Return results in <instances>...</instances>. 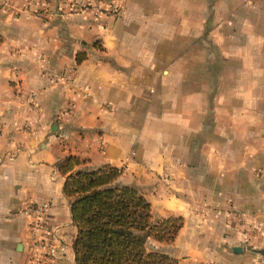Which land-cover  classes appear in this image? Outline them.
Returning a JSON list of instances; mask_svg holds the SVG:
<instances>
[{
    "label": "crops",
    "instance_id": "obj_1",
    "mask_svg": "<svg viewBox=\"0 0 264 264\" xmlns=\"http://www.w3.org/2000/svg\"><path fill=\"white\" fill-rule=\"evenodd\" d=\"M87 1L0 0V264H27L18 209L42 202L64 245L52 264H74L67 154L120 168L155 217L181 215L172 243L148 239L180 264L255 263L264 0H104L117 11L98 14Z\"/></svg>",
    "mask_w": 264,
    "mask_h": 264
},
{
    "label": "trees",
    "instance_id": "obj_2",
    "mask_svg": "<svg viewBox=\"0 0 264 264\" xmlns=\"http://www.w3.org/2000/svg\"><path fill=\"white\" fill-rule=\"evenodd\" d=\"M82 57L77 52L75 62ZM84 162L73 154L57 162L75 227L74 264H180L176 257L148 247V239L172 243L183 217H155L141 191L116 181L120 168L107 163L89 168Z\"/></svg>",
    "mask_w": 264,
    "mask_h": 264
},
{
    "label": "built area",
    "instance_id": "obj_3",
    "mask_svg": "<svg viewBox=\"0 0 264 264\" xmlns=\"http://www.w3.org/2000/svg\"><path fill=\"white\" fill-rule=\"evenodd\" d=\"M84 6L95 14L107 10L116 12L118 7L113 3L106 6L104 0L87 1ZM125 159L127 160V157ZM47 207V202H42L28 203L18 209L19 213L29 216V225L32 229L27 264H52L55 259L62 258L64 245L57 227L49 225L45 218ZM230 217L237 220L242 218L235 210L230 211Z\"/></svg>",
    "mask_w": 264,
    "mask_h": 264
},
{
    "label": "rangeland",
    "instance_id": "obj_4",
    "mask_svg": "<svg viewBox=\"0 0 264 264\" xmlns=\"http://www.w3.org/2000/svg\"><path fill=\"white\" fill-rule=\"evenodd\" d=\"M148 247L153 248V249H157V248H155V246L152 243L151 244L148 243ZM253 264H264V256L263 255H258V259Z\"/></svg>",
    "mask_w": 264,
    "mask_h": 264
},
{
    "label": "water",
    "instance_id": "obj_5",
    "mask_svg": "<svg viewBox=\"0 0 264 264\" xmlns=\"http://www.w3.org/2000/svg\"><path fill=\"white\" fill-rule=\"evenodd\" d=\"M233 251L234 252H239L240 251V247L239 246H234L233 247ZM261 251V250H260ZM263 252H264V250H263Z\"/></svg>",
    "mask_w": 264,
    "mask_h": 264
}]
</instances>
